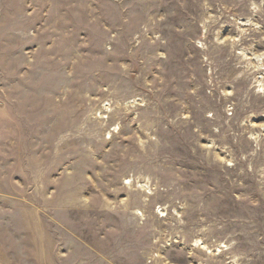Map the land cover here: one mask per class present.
Instances as JSON below:
<instances>
[{"label": "rangeland", "instance_id": "374dc122", "mask_svg": "<svg viewBox=\"0 0 264 264\" xmlns=\"http://www.w3.org/2000/svg\"><path fill=\"white\" fill-rule=\"evenodd\" d=\"M0 264H264V0H0Z\"/></svg>", "mask_w": 264, "mask_h": 264}]
</instances>
